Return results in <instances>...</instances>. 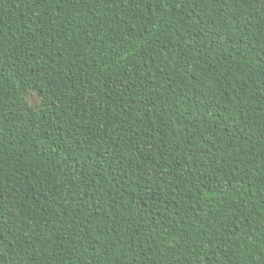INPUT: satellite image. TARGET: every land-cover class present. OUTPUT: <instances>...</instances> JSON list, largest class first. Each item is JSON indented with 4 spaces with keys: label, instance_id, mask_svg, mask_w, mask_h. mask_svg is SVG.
I'll list each match as a JSON object with an SVG mask.
<instances>
[{
    "label": "trees",
    "instance_id": "16d2710c",
    "mask_svg": "<svg viewBox=\"0 0 264 264\" xmlns=\"http://www.w3.org/2000/svg\"><path fill=\"white\" fill-rule=\"evenodd\" d=\"M0 264H264V0H0Z\"/></svg>",
    "mask_w": 264,
    "mask_h": 264
},
{
    "label": "rangeland",
    "instance_id": "374dc122",
    "mask_svg": "<svg viewBox=\"0 0 264 264\" xmlns=\"http://www.w3.org/2000/svg\"><path fill=\"white\" fill-rule=\"evenodd\" d=\"M28 100L32 105H37L41 101L40 96L35 91H32L30 93V95L28 96Z\"/></svg>",
    "mask_w": 264,
    "mask_h": 264
}]
</instances>
